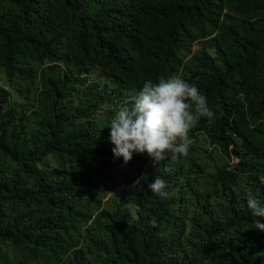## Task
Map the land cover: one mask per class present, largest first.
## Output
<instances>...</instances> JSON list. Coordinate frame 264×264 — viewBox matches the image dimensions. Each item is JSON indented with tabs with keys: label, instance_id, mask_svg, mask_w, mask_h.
Segmentation results:
<instances>
[{
	"label": "trees",
	"instance_id": "trees-1",
	"mask_svg": "<svg viewBox=\"0 0 264 264\" xmlns=\"http://www.w3.org/2000/svg\"><path fill=\"white\" fill-rule=\"evenodd\" d=\"M180 72L227 161L115 158V111ZM0 82V264H264V0H0ZM112 166L129 187L102 205Z\"/></svg>",
	"mask_w": 264,
	"mask_h": 264
},
{
	"label": "clouds",
	"instance_id": "clouds-1",
	"mask_svg": "<svg viewBox=\"0 0 264 264\" xmlns=\"http://www.w3.org/2000/svg\"><path fill=\"white\" fill-rule=\"evenodd\" d=\"M202 40L196 41L193 48ZM181 72L180 76L161 77L158 83L145 81L142 89L129 93L115 111L109 126L115 158H122L127 164L134 154L147 153L155 166L169 158L177 161L189 156L193 144L191 131L201 118H207L209 124L214 123L216 114L209 107L207 97L195 85L184 80ZM208 145L210 149L219 151L216 145ZM231 162L237 163L239 158L232 156ZM167 187L166 181L160 177L148 185L149 190L161 199L169 198ZM247 207L253 217H264V207L255 197H248ZM254 224L255 229L264 230L259 219ZM152 225L157 226L155 219Z\"/></svg>",
	"mask_w": 264,
	"mask_h": 264
},
{
	"label": "rangeland",
	"instance_id": "rangeland-1",
	"mask_svg": "<svg viewBox=\"0 0 264 264\" xmlns=\"http://www.w3.org/2000/svg\"><path fill=\"white\" fill-rule=\"evenodd\" d=\"M217 35L215 33L213 36ZM212 37V36H211ZM207 38L202 40L201 42H197L195 47L193 48L194 51L201 50L205 45L211 47L210 44H212V47H214L213 42L209 39L213 38ZM14 97H18L16 94H13ZM22 100H26L27 98L24 96H21ZM109 106H106L104 110L100 111L97 115L98 119H104L108 116L109 113ZM30 130L36 129V122L33 118L30 120ZM27 134L31 135L32 131H29ZM191 151L200 156L202 159V162L205 164L206 168H212L214 165H222L224 162H226V158L223 157L219 151L210 149L208 142L204 140V137L200 136L198 140L193 141V144L191 146ZM66 164V163H65ZM65 164L63 166H65ZM54 165L56 163L54 162ZM127 188L123 184V177L118 173L117 166H112L109 169H105L102 178L97 182V195L98 199L102 201V205L106 202L108 197H110L112 194H116L122 189Z\"/></svg>",
	"mask_w": 264,
	"mask_h": 264
}]
</instances>
